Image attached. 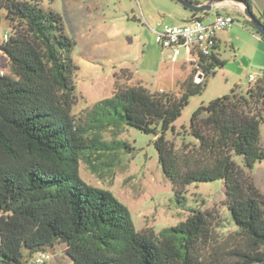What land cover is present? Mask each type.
Segmentation results:
<instances>
[{
  "label": "trees",
  "instance_id": "16d2710c",
  "mask_svg": "<svg viewBox=\"0 0 264 264\" xmlns=\"http://www.w3.org/2000/svg\"><path fill=\"white\" fill-rule=\"evenodd\" d=\"M52 1L0 0V21L3 10L8 26L0 43L7 60L0 70V264H34L36 254L60 243L72 264H264V199L250 177L264 161V72L245 92L235 87L200 106L190 119L193 142L182 139L179 149L166 133L174 135L173 123L189 99L225 67L218 47L190 63L176 93L117 88L78 121L72 113L78 67L69 57L75 43L61 15L41 7ZM234 1L252 12V0ZM199 71L203 79L195 83ZM119 122L155 136L158 163L178 203L189 185L221 181L234 231L217 234L222 221L215 209L192 210L157 235L138 231L110 191L87 184L81 162L100 175L114 166L102 159L112 162L114 151L133 150L116 139ZM107 133L112 141L104 140ZM233 156L243 158L245 170Z\"/></svg>",
  "mask_w": 264,
  "mask_h": 264
},
{
  "label": "rangeland",
  "instance_id": "374dc122",
  "mask_svg": "<svg viewBox=\"0 0 264 264\" xmlns=\"http://www.w3.org/2000/svg\"><path fill=\"white\" fill-rule=\"evenodd\" d=\"M190 1L205 3L207 0ZM252 2V14L264 24V0ZM41 7L61 15L64 31L75 43L69 57L78 67L74 77L77 101L72 110L78 121H85L87 112L98 101L112 96L117 88L143 87L151 93H176L191 71L187 54L182 50L174 60L169 50L157 45L152 32L157 24L176 26L183 23L181 19L189 11L175 0H53L44 2ZM207 13L209 17L214 15L213 10ZM196 15L201 18L203 13ZM4 16L2 10L0 43L8 32ZM237 20L245 24L238 17ZM246 25L251 30L249 24ZM229 42L228 37L224 38L219 50L220 58L227 60L225 67L207 77L202 93L189 99L173 123L174 135L171 129L166 133V138L177 149L182 139L193 142L188 134L190 119L200 106L229 95L235 87L243 92L249 84V74L258 76L264 70L256 66L260 54L254 47L242 48L244 66L239 69ZM6 67V58L0 57V70ZM261 117L260 146L264 150V109ZM119 123L121 134L116 139L127 142L133 150L114 151L116 158L112 162L102 159L101 164L109 162L114 166L100 175L93 174L81 162L79 174L87 184L110 191L127 207L138 231L150 229L157 235L184 221L192 210L210 209L217 210L222 221L216 230L219 236L234 231L229 212L223 205L225 190L221 181L189 185L186 200L178 203L158 163L153 145L155 136ZM104 140L112 141V134H105ZM233 161L245 170L242 157L233 156ZM250 177L264 199V161L253 166ZM65 248L64 244H56L48 252L50 261L47 264H72ZM23 255H28L26 250Z\"/></svg>",
  "mask_w": 264,
  "mask_h": 264
},
{
  "label": "built area",
  "instance_id": "2783aa9c",
  "mask_svg": "<svg viewBox=\"0 0 264 264\" xmlns=\"http://www.w3.org/2000/svg\"><path fill=\"white\" fill-rule=\"evenodd\" d=\"M235 23L231 15L217 14L212 19L191 16L182 24L167 26L157 24L152 32L158 46L172 53L173 59H177L183 50L189 59V63L196 62L199 56L208 57L217 47V34L229 29ZM264 25V24H263ZM3 40H7L4 35ZM3 72L0 71V75ZM203 73L198 72L194 78L195 83H200ZM257 76H248V88L256 82ZM50 255L47 252L38 253L33 258L34 264H47Z\"/></svg>",
  "mask_w": 264,
  "mask_h": 264
},
{
  "label": "crops",
  "instance_id": "0c3cea01",
  "mask_svg": "<svg viewBox=\"0 0 264 264\" xmlns=\"http://www.w3.org/2000/svg\"><path fill=\"white\" fill-rule=\"evenodd\" d=\"M242 9H243L242 6L233 0H227V1L221 2L214 6L213 8L214 15H217V14L231 15L235 20V23L229 29L221 31L217 34V37H216L217 47L219 48V50H221L222 40L228 37L230 41L229 43H230L231 49L233 50L234 55H235L234 62L235 64H237L239 69L242 66H244L242 48H249V47L250 49L255 48L254 50L257 51V53L259 52L260 54V58L256 66L258 68L264 69V40H262L261 37L255 33V29L250 24L249 26L251 30L249 29V27H247L246 22L248 21L244 17ZM192 14L194 13L189 11V13H187L185 17L181 19L182 20L181 22H184L185 20L190 18ZM208 15H209L208 13H203L202 18L205 17L208 19H212L214 16L213 15L212 17H209ZM237 17L241 19L245 24H242V22L238 21ZM237 55H240L238 59H237ZM221 60L227 61L224 59H221ZM261 72H264V70H261ZM247 88L248 86L245 88L243 92H245Z\"/></svg>",
  "mask_w": 264,
  "mask_h": 264
},
{
  "label": "water",
  "instance_id": "95a60500",
  "mask_svg": "<svg viewBox=\"0 0 264 264\" xmlns=\"http://www.w3.org/2000/svg\"><path fill=\"white\" fill-rule=\"evenodd\" d=\"M177 3H179L183 8L186 10L198 14V13H207L211 10H213L214 6L221 3V2H215L214 0H207L205 3H196L190 0H175ZM234 1V0H233ZM236 3H239L242 6L243 15L248 21V23L256 30L258 34L264 37V25L261 24L252 14V12L249 11L248 7L238 1H235Z\"/></svg>",
  "mask_w": 264,
  "mask_h": 264
}]
</instances>
